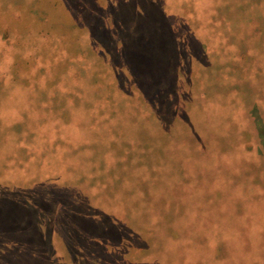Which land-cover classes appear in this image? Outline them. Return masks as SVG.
<instances>
[{"label":"rangeland","instance_id":"1","mask_svg":"<svg viewBox=\"0 0 264 264\" xmlns=\"http://www.w3.org/2000/svg\"><path fill=\"white\" fill-rule=\"evenodd\" d=\"M0 264H264V0H0Z\"/></svg>","mask_w":264,"mask_h":264},{"label":"trees","instance_id":"2","mask_svg":"<svg viewBox=\"0 0 264 264\" xmlns=\"http://www.w3.org/2000/svg\"><path fill=\"white\" fill-rule=\"evenodd\" d=\"M40 204H41V203H40ZM46 205H47V204H46ZM31 210H32V209L30 208V210H28L27 212L30 213V212H32ZM66 216H68L70 219L74 218V219L77 220V221L79 220V217H82L80 214H76L75 217H71L69 214H67ZM87 219H89V218H87ZM89 220H90V219H89ZM21 228H22V227L20 226L18 230L20 231ZM94 230H97V229L95 228Z\"/></svg>","mask_w":264,"mask_h":264}]
</instances>
